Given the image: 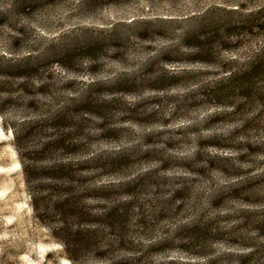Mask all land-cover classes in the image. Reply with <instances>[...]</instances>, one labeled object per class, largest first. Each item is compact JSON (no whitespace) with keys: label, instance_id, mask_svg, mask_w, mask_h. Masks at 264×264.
I'll return each mask as SVG.
<instances>
[{"label":"trees","instance_id":"1","mask_svg":"<svg viewBox=\"0 0 264 264\" xmlns=\"http://www.w3.org/2000/svg\"><path fill=\"white\" fill-rule=\"evenodd\" d=\"M91 1L101 5L131 0ZM6 2L8 8L0 13L2 18L13 10L24 12L39 4L51 5L54 0ZM217 10L220 15L213 22L208 21L207 17ZM225 13L217 6L205 8L198 14L197 28L182 38L184 47L193 50V64L212 74L193 87L199 101L213 109L208 122L237 120V128L233 126L211 144L217 150L233 148L230 142L246 137L244 131H257L261 115L258 107L264 102V5L255 12H236L232 21ZM0 22L8 26L4 20ZM252 41L259 44L258 48L238 52ZM101 47V42L82 46V56L75 54V49L66 50L51 63L72 69L83 58L94 61L96 56L92 53ZM231 48L235 55L224 56ZM29 60L30 57L6 58L0 63V95L8 105L0 110L2 119L10 112L15 93L28 95L25 84L29 71L39 69L37 62L31 65ZM8 78L20 79L16 90H8ZM121 83L128 81H116L109 92L132 91ZM92 86L75 90L70 85L71 94L63 96L56 95L52 85L38 86L48 97L46 108L33 118H22L11 128L29 185L33 217L61 247L63 258L69 264H264V197L258 195L257 180L231 172L234 180L208 197L218 200V204L235 198L244 203L242 208L211 218L196 200L188 206L189 218L168 230L163 222L183 216L187 188L178 176L162 174L165 167L158 164L121 177L133 156L130 148L93 151L87 147L94 131L104 139L117 132L106 128L110 125V102L101 101ZM30 107H34L33 98ZM127 110L135 111L134 106ZM93 120L98 122L96 127ZM233 149L238 152L241 148ZM81 151L85 154L79 162H64L52 156H73ZM249 152L239 153L236 161L227 155L213 156L201 161L193 174L203 176L215 167L226 176L237 169L236 162L245 160ZM116 174L121 178L110 180ZM90 175L106 177L108 182L86 188ZM90 199L92 203L87 202ZM223 221L225 226H221ZM218 244L221 249L216 248Z\"/></svg>","mask_w":264,"mask_h":264},{"label":"rangeland","instance_id":"2","mask_svg":"<svg viewBox=\"0 0 264 264\" xmlns=\"http://www.w3.org/2000/svg\"><path fill=\"white\" fill-rule=\"evenodd\" d=\"M92 2L54 0L51 5L38 3L24 12L13 10L8 17H0L8 24L0 22V63L6 58L30 57L29 63L36 65L37 62L39 66L38 70L29 71L31 75L25 84L28 95L15 93L10 112L4 119L0 118V264H69L61 254V247L33 217L29 185L11 129L22 118H33L46 108L48 97L39 91L41 85H52L51 90L58 96L71 94L70 85L75 90L93 85L97 97L110 102V125L106 128L117 132L104 139L94 131L95 136L87 147L93 151L130 148L133 156L129 166L120 173L121 177L158 164L165 167L162 174L181 179V184L187 188L183 216L163 222L168 230H174L182 220L189 218L188 206L196 200L208 210L207 216L211 218L242 208L244 203L235 198L218 204V200L208 197L234 180L231 172H237L240 178L256 179L258 195L264 197V102L258 107L261 115L257 131H244L246 137L230 142L233 148H241L240 151L232 147L214 149L211 144L218 142L217 139L233 126L237 128L234 123L237 120L208 122L213 109L199 101L193 87L212 74L209 69L193 64V50L184 47L182 42L186 33H193L197 28L198 14L205 8H223L232 21L237 13L255 12L264 5V0H131L101 5ZM6 8V0H0V13ZM219 13L215 11L207 20L213 22ZM254 33L258 32L254 30ZM97 42H101L102 47L92 53L96 56L94 61L83 58L72 69L51 63L66 50L75 49V54L82 56L85 52L82 46ZM258 45L252 41L238 52L254 50ZM229 50L223 55L235 53L233 48ZM116 81H128L121 84L132 91L109 92ZM8 82V90H16L21 81L9 79ZM31 98L34 107H30ZM6 106L0 95V110ZM131 106L134 112H128L127 107ZM93 121L96 127L98 122ZM248 151L250 155L237 161V169L230 170L226 176L215 167L203 176L193 174L203 160L227 155L236 161L239 153L246 155ZM82 152L73 156L62 153L52 156L64 162H79L85 154ZM121 177L116 174L110 180ZM88 178L86 188L108 182L106 177L90 175ZM210 201L211 204H206ZM87 202L92 203L91 199ZM225 224L223 221L221 226ZM216 248L222 246L218 244Z\"/></svg>","mask_w":264,"mask_h":264}]
</instances>
